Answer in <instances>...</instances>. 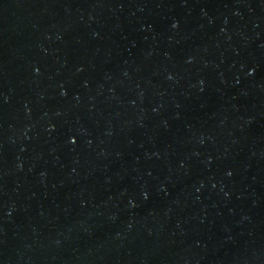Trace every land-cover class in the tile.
Wrapping results in <instances>:
<instances>
[{"label":"water","instance_id":"water-1","mask_svg":"<svg viewBox=\"0 0 264 264\" xmlns=\"http://www.w3.org/2000/svg\"><path fill=\"white\" fill-rule=\"evenodd\" d=\"M0 264H264V0H0Z\"/></svg>","mask_w":264,"mask_h":264}]
</instances>
